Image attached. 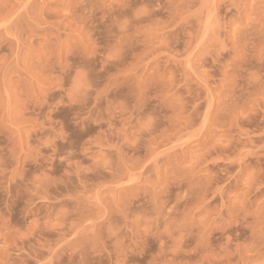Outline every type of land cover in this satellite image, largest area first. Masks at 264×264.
<instances>
[{"label":"rangeland","instance_id":"1","mask_svg":"<svg viewBox=\"0 0 264 264\" xmlns=\"http://www.w3.org/2000/svg\"><path fill=\"white\" fill-rule=\"evenodd\" d=\"M0 264H264V0H0Z\"/></svg>","mask_w":264,"mask_h":264}]
</instances>
